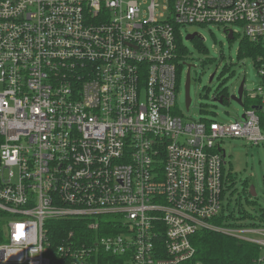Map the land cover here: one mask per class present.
<instances>
[{
  "label": "built area",
  "instance_id": "1",
  "mask_svg": "<svg viewBox=\"0 0 264 264\" xmlns=\"http://www.w3.org/2000/svg\"><path fill=\"white\" fill-rule=\"evenodd\" d=\"M207 25L264 44V0H0V264H200V232L264 251V220L223 212L221 148L264 144V57L241 118L175 110L179 32ZM68 221L94 235L53 242Z\"/></svg>",
  "mask_w": 264,
  "mask_h": 264
},
{
  "label": "rangeland",
  "instance_id": "2",
  "mask_svg": "<svg viewBox=\"0 0 264 264\" xmlns=\"http://www.w3.org/2000/svg\"><path fill=\"white\" fill-rule=\"evenodd\" d=\"M193 33L197 34L195 39L201 41L206 52L200 51L194 41L185 39ZM179 34L187 49V55L176 94V112L184 121L210 120L228 123L241 118L244 108L231 97L237 94L242 81L248 91L257 89L261 82L254 62L248 58H237L242 32L239 31L233 40H229L222 27L207 25L187 26L182 28ZM187 65L192 66L189 88L191 104L188 111L185 108ZM211 75L214 77L209 82ZM224 91L225 103L220 104L219 96H222L221 92ZM221 148L226 153L225 162L231 165L234 177L229 208L228 211L224 208L223 212L233 215L236 220L241 218L238 221L241 223L244 214L261 218L264 216V144L254 147L247 145L243 140L231 139L224 141ZM245 184L248 187L254 186L257 195L255 198L243 192ZM234 222L236 221L230 223ZM244 223L248 225L249 220ZM261 224L264 225V222ZM241 236L252 237L247 233Z\"/></svg>",
  "mask_w": 264,
  "mask_h": 264
},
{
  "label": "trees",
  "instance_id": "3",
  "mask_svg": "<svg viewBox=\"0 0 264 264\" xmlns=\"http://www.w3.org/2000/svg\"><path fill=\"white\" fill-rule=\"evenodd\" d=\"M194 43L198 46L200 51L206 52L207 50L203 47L201 41L193 39ZM178 45V55L181 63L178 66V76L181 78L183 66L185 63L187 49L183 45L182 39L177 40ZM258 56L264 57V44L262 43H254L246 38H242L239 42V49L237 53V58H248L254 61ZM222 95V104L225 103V91L221 92ZM210 121V120H204ZM244 193L249 194L248 185H244ZM250 196V194H249ZM238 212L241 210L238 207ZM250 217V215H243L242 219H246ZM6 215L2 211H0V246L6 244V236H5V224H6ZM241 219V218H240ZM239 219V220H240ZM261 221L264 220V216L259 218ZM238 221V220H234ZM63 226L64 229L61 230V235H57V237L52 240H59V238L65 237L68 235V232L72 230L74 235L77 238V235H94L93 232H88V230L84 227L83 222H62L58 225V227ZM229 226L238 227L235 223L229 224ZM105 230V228L103 229ZM109 233V232H108ZM56 234V232H54ZM98 235L105 234L101 229L97 233ZM193 246L196 249V261L200 264H252L254 260H256L264 251L260 249L259 246L246 243L240 240H237L230 236H224L219 233H211V232H200L195 235L193 238ZM49 256V254H47ZM104 257V256H103ZM105 259H108L105 257ZM119 261V259L117 260ZM117 261L111 260V264H115ZM110 262V261H109Z\"/></svg>",
  "mask_w": 264,
  "mask_h": 264
},
{
  "label": "water",
  "instance_id": "4",
  "mask_svg": "<svg viewBox=\"0 0 264 264\" xmlns=\"http://www.w3.org/2000/svg\"><path fill=\"white\" fill-rule=\"evenodd\" d=\"M195 37H197V34L193 33V34L187 35L185 37V39L193 41V39ZM228 39L229 40L232 39V35L231 34L228 35ZM184 65H186V64H184ZM191 68H192V66L187 65V72H186V78H185V108H186L187 111L189 110V107H190V104H191V99H190V96H189V88H190V81H191V78H190ZM213 77H214V75H211V77L209 78V82H211L213 80ZM242 94H243V82H241V84H240V86L238 88L237 97L236 96H232L231 98L237 104L241 105L242 104L241 103ZM218 101H219L220 104H222V99H219ZM249 194H250V196L252 198H255L257 196L255 188H254L253 185L249 187Z\"/></svg>",
  "mask_w": 264,
  "mask_h": 264
}]
</instances>
